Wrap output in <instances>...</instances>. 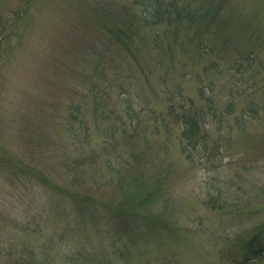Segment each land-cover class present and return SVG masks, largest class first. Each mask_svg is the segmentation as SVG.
Here are the masks:
<instances>
[{
	"label": "rangeland",
	"instance_id": "1",
	"mask_svg": "<svg viewBox=\"0 0 264 264\" xmlns=\"http://www.w3.org/2000/svg\"><path fill=\"white\" fill-rule=\"evenodd\" d=\"M132 1L0 0V264H264V254L242 258L264 223V0H176L200 14L158 24H144ZM91 82L119 111L124 98L135 108L165 107L168 96L202 102L198 86L213 88L216 107L238 104L208 115L215 158L191 162L176 132L83 130ZM250 95L258 113L241 118ZM106 160L124 180L138 166L162 185L154 209L167 226L119 218L110 205L83 208L14 167L113 203L120 183L107 179Z\"/></svg>",
	"mask_w": 264,
	"mask_h": 264
},
{
	"label": "trees",
	"instance_id": "2",
	"mask_svg": "<svg viewBox=\"0 0 264 264\" xmlns=\"http://www.w3.org/2000/svg\"><path fill=\"white\" fill-rule=\"evenodd\" d=\"M135 4L143 7L140 12V20L144 24H158L164 19L171 21L172 17L174 19H195L200 14V11L197 9L194 10L195 12H192L184 6H178L176 0H133L132 5ZM113 35L116 37V43L120 48H128L126 41L122 38V35H125L124 29L116 28ZM210 67L209 65L208 68ZM90 85L89 92L92 94L90 106L91 125H88L85 121H83L84 123L81 122L83 130H104L105 134H108L111 138L116 136L119 131L123 136L126 134L128 137H132L139 132H142L145 136L144 130H152L155 134H158L160 130H165L170 134L176 132V138L180 143V151L191 162L203 161L204 163H211L215 158L213 154L214 142L210 139L207 124L209 121L208 115L215 116L217 112L218 116L230 114L235 111L238 104V101L228 99L221 107H216L211 98L213 88L209 86L207 90L198 86L196 95L202 102L196 101L193 97L176 101L172 96H168L165 107L159 109L147 106L135 108L127 98H124L125 104L121 108V111H123L121 113L117 108L108 106L105 102L104 96L107 94L106 86L97 88L95 82H91ZM240 93L241 91L238 90L237 95H240ZM253 97V95H250L247 98L248 101L239 106L241 118L245 117V113H249L251 116H255L258 113V105ZM79 110L78 106H71L69 110L70 118L76 120ZM145 118H149L151 122L145 123ZM102 123L104 124L103 126ZM174 127L176 129L179 128V130H171ZM69 129L75 130L76 128L70 126ZM134 151L132 146L130 153L132 160H136V158L137 160L140 159L142 153H134ZM120 165L112 164L108 160L105 161V167L109 172V178H106L108 180L111 177L116 178L120 183V191L118 190L119 197L115 201H112L113 203L105 200L103 201L106 203H103L94 196L81 194L77 190L61 189L53 180H49L40 172L33 173V170L26 168L25 165H15L14 167L24 170L25 174L34 175L43 185L60 191L64 195L67 194L71 197L70 200L74 199L77 203L84 202L83 208L89 209L91 206H105V208H108V205H110L114 211L112 214L119 218L126 216L132 221L139 219L149 223V225L167 226L168 224L160 218L161 212H156L154 209L157 202L163 199L162 191L164 190L162 185L156 182L157 185L151 187V183L147 182L145 171L138 166H135L131 175L124 180ZM222 201L219 197L212 196L209 197L207 203H210L211 208L220 209L222 208V204H220ZM263 230L264 223H261L244 243V254L242 256L244 260L248 261L263 256Z\"/></svg>",
	"mask_w": 264,
	"mask_h": 264
}]
</instances>
